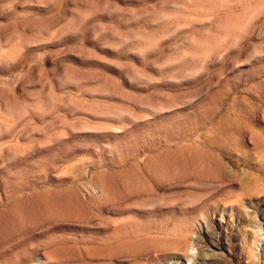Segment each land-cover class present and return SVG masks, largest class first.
Segmentation results:
<instances>
[{"label":"rangeland","instance_id":"obj_1","mask_svg":"<svg viewBox=\"0 0 264 264\" xmlns=\"http://www.w3.org/2000/svg\"><path fill=\"white\" fill-rule=\"evenodd\" d=\"M0 264H264V0H0Z\"/></svg>","mask_w":264,"mask_h":264}]
</instances>
